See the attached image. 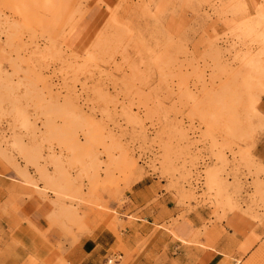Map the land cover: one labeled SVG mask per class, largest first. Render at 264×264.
<instances>
[{
    "label": "rangeland",
    "instance_id": "1",
    "mask_svg": "<svg viewBox=\"0 0 264 264\" xmlns=\"http://www.w3.org/2000/svg\"><path fill=\"white\" fill-rule=\"evenodd\" d=\"M263 88L264 0H0V162L43 235L129 228L108 203L154 180L172 239L193 214L184 246L264 264Z\"/></svg>",
    "mask_w": 264,
    "mask_h": 264
},
{
    "label": "crops",
    "instance_id": "2",
    "mask_svg": "<svg viewBox=\"0 0 264 264\" xmlns=\"http://www.w3.org/2000/svg\"><path fill=\"white\" fill-rule=\"evenodd\" d=\"M257 109L264 117V94ZM253 153L264 161V132ZM17 183L15 171L0 162V264H29V258L41 261L53 255L58 256L53 264H105L110 257L113 264H222L220 253L216 252L220 249L218 244L214 245V254L207 255L206 251L181 243L199 227V216L191 214L177 220L170 228L179 239H172L167 226L179 210L172 194L163 191L154 180L130 185V193L124 195L120 208L117 203H108L122 222L133 216L129 228L113 232L97 227L74 244L55 231L43 235L49 205L36 198L19 197L26 190L17 189ZM187 255L192 258L187 259Z\"/></svg>",
    "mask_w": 264,
    "mask_h": 264
},
{
    "label": "built area",
    "instance_id": "3",
    "mask_svg": "<svg viewBox=\"0 0 264 264\" xmlns=\"http://www.w3.org/2000/svg\"><path fill=\"white\" fill-rule=\"evenodd\" d=\"M113 263H114V261H112ZM111 263V260H109V259H107L106 261H105V264H110Z\"/></svg>",
    "mask_w": 264,
    "mask_h": 264
}]
</instances>
